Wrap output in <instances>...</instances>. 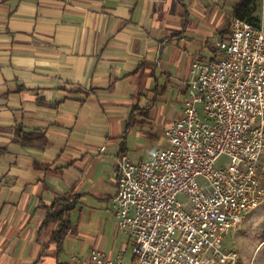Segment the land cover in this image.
Instances as JSON below:
<instances>
[{
    "label": "crops",
    "instance_id": "1",
    "mask_svg": "<svg viewBox=\"0 0 264 264\" xmlns=\"http://www.w3.org/2000/svg\"><path fill=\"white\" fill-rule=\"evenodd\" d=\"M237 3L0 0V264H76L85 246L134 259L101 233L121 230L118 159H146L145 136L181 117Z\"/></svg>",
    "mask_w": 264,
    "mask_h": 264
},
{
    "label": "built area",
    "instance_id": "2",
    "mask_svg": "<svg viewBox=\"0 0 264 264\" xmlns=\"http://www.w3.org/2000/svg\"><path fill=\"white\" fill-rule=\"evenodd\" d=\"M217 49L194 60L168 145L118 159L113 214L133 240L128 264H238L225 241L264 205V24L233 17ZM76 264L127 263L95 249Z\"/></svg>",
    "mask_w": 264,
    "mask_h": 264
},
{
    "label": "rangeland",
    "instance_id": "3",
    "mask_svg": "<svg viewBox=\"0 0 264 264\" xmlns=\"http://www.w3.org/2000/svg\"><path fill=\"white\" fill-rule=\"evenodd\" d=\"M239 1L240 0H238V2ZM252 8V15L256 18L257 23L264 24V0H255ZM212 43L213 45H216V41H213ZM174 119L178 118L175 117ZM164 123L166 122H163L162 124ZM162 124H157L152 135L145 136V146L138 151V155L141 154L144 156L148 153L147 151L153 152L154 149L156 150L158 147L168 145V140L163 133L164 127ZM225 162L226 158L222 157L218 160L217 165H224ZM101 233L104 236V251H106L108 255L113 251L124 249L126 251V262L131 261L133 249L132 245L129 244V237L126 233L115 229H109V231L108 229L107 231L101 230ZM225 248L227 250H235L238 252V264H264V205L249 214L240 227L227 237ZM77 249L76 252H78ZM90 250V247L85 246L84 250L81 253H78V256L80 258H88L90 256Z\"/></svg>",
    "mask_w": 264,
    "mask_h": 264
},
{
    "label": "trees",
    "instance_id": "4",
    "mask_svg": "<svg viewBox=\"0 0 264 264\" xmlns=\"http://www.w3.org/2000/svg\"><path fill=\"white\" fill-rule=\"evenodd\" d=\"M254 2L255 0H240L234 8V17H240L243 19H247L253 23H257L256 18H254L252 15L253 14L252 6ZM217 52H218V49H217ZM218 56L219 54L217 53L216 57H213L212 59H215Z\"/></svg>",
    "mask_w": 264,
    "mask_h": 264
}]
</instances>
